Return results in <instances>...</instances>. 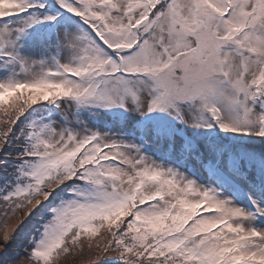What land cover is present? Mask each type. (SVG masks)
<instances>
[{
  "label": "snow or ice",
  "instance_id": "snow-or-ice-1",
  "mask_svg": "<svg viewBox=\"0 0 264 264\" xmlns=\"http://www.w3.org/2000/svg\"><path fill=\"white\" fill-rule=\"evenodd\" d=\"M69 259L264 264V0H0V264Z\"/></svg>",
  "mask_w": 264,
  "mask_h": 264
},
{
  "label": "rangeland",
  "instance_id": "rangeland-1",
  "mask_svg": "<svg viewBox=\"0 0 264 264\" xmlns=\"http://www.w3.org/2000/svg\"><path fill=\"white\" fill-rule=\"evenodd\" d=\"M13 251H16V248L15 247H14ZM68 264H79V262L78 261H73V260L69 259Z\"/></svg>",
  "mask_w": 264,
  "mask_h": 264
}]
</instances>
